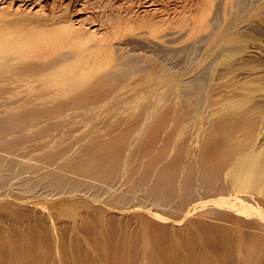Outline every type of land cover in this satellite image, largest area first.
<instances>
[{
	"label": "bare ground",
	"instance_id": "1",
	"mask_svg": "<svg viewBox=\"0 0 264 264\" xmlns=\"http://www.w3.org/2000/svg\"><path fill=\"white\" fill-rule=\"evenodd\" d=\"M226 1L216 39L178 73L155 60L126 67L100 38L87 47L66 21L0 12V264H264V215L239 209L238 198L264 206V94H235L248 88L239 82L222 92L227 84L211 80L237 71L233 57L250 40L242 33L254 14ZM212 2L193 33H212ZM131 21L127 33L142 27ZM151 26L143 33L154 46L182 30L158 35L161 24ZM38 191L53 199L23 197ZM139 194L171 212L207 200L180 226L123 205Z\"/></svg>",
	"mask_w": 264,
	"mask_h": 264
},
{
	"label": "rangeland",
	"instance_id": "2",
	"mask_svg": "<svg viewBox=\"0 0 264 264\" xmlns=\"http://www.w3.org/2000/svg\"><path fill=\"white\" fill-rule=\"evenodd\" d=\"M23 1L0 0V12L8 14L9 15L8 18L16 21L35 20L43 24L49 22L50 18H54V19L56 18L55 19L56 22L63 23L66 21L67 23H69V25L72 28L81 31L79 34H77L78 37L77 39H79L80 37L84 38L83 41L87 47L93 45L95 43V40L100 38L102 40L101 43L107 45L111 49L112 53H114L118 58L122 59L123 61L129 62L128 63L129 65L128 64L125 65L126 67H131V65H133L134 67H140L142 69L147 67L146 69H149L150 67L153 66L150 61L155 60L156 64L160 65L161 67H165L175 73L184 71L189 65L195 62L194 60L197 61V59H199V57L202 56V54L205 51L204 49H206V47L213 40L216 39V34L219 32V30L222 28L225 21L227 20L226 17L227 15H229L228 14L229 12H227L228 9L226 7H230L229 5H227L228 3L226 0H218V1L213 0L214 2H212V6L210 10H208L206 16V20L210 24V29L212 30V33L209 29L208 35L210 33L211 34L209 36L206 35L203 36L204 32L202 31L199 32V34H197L196 31L193 33V29H196V26L193 25L197 21L196 19H199L201 13L202 12L204 13V11L202 10L204 9L206 0H201L202 6L198 4L200 0L197 1L196 0H146L147 3L145 4H144L145 0H34V1L23 0ZM221 2H224L223 3L224 6L221 4ZM235 2L237 3L244 2L243 3L245 8L244 17L254 14L253 18L250 21L251 24L245 27L247 28V30L244 28L245 30L243 29L244 32L242 33V35H249L250 37L249 41L246 40V52H244V55L245 53H248L247 50L250 51L251 53L250 55H248V57L247 56L243 57L244 56L243 52L237 49L236 50L237 53H235V56L234 57L232 56L233 62L236 60V58H241L239 60L240 65L239 64L235 65L237 66V71L234 72L233 74L229 73L227 75L225 74L221 75L220 80H216L217 75L212 76L211 80L212 82H216V83L221 82L223 85L227 84L225 88H227L228 84H234L237 82L246 84L248 86L247 89L236 91L235 94H264V0H241V1L230 0V5L235 6L236 5ZM5 3L6 5H4ZM216 3L217 5H215ZM20 4L23 5L21 6ZM196 4H198V6ZM220 4L221 6H223V8L220 6ZM25 5L28 6L26 7ZM33 5L34 7H32ZM208 5L211 4L209 3ZM5 6L6 8H8V10L5 9ZM20 6L22 8H20ZM38 6L40 7V10L36 12V10L39 9ZM196 6L197 7L200 6L199 7L200 9L197 8ZM41 8L45 11H43ZM220 8L222 9L225 8L226 10L222 11V9ZM248 8L249 9L254 8L253 9L254 12L253 10H248ZM196 10L200 12L198 13L196 12ZM220 10L221 12L219 14ZM246 10L249 11V13ZM62 11L63 13H60ZM250 11L252 12L250 13ZM194 12L198 14L196 15ZM192 13H194L193 17H192ZM215 15H217L218 17ZM127 18H129V20H127ZM131 20L133 21V24L140 23L142 27L136 28V30H134L133 32L127 33V31L124 30L126 29L128 23ZM126 21L128 22L125 25L124 23ZM140 21H142V23ZM156 22L157 24L158 23L161 24L160 29L158 30L157 33L158 35H163L167 31H170V29L178 32L180 28H182V30H180L182 33L179 32L178 35L173 36L172 39H169V41L168 39H162L163 41L160 40L159 42L160 44L158 43L156 44L157 46L156 45L154 46L150 44L148 41H146V39H150L151 37H153L150 34L146 35L147 30L148 31L150 30L147 29L146 27L149 26L148 28H150L151 24L152 26L154 24L157 25ZM167 22L171 24L169 23L167 24ZM256 22L258 25L256 24ZM122 23L124 26L122 25ZM164 23L165 25L167 24L168 27L167 25L166 27H164ZM189 28L191 30H189ZM187 29L189 31H187ZM137 31H140L142 33L144 31L146 33H143L144 35L141 34V37L138 36L139 38L137 37L132 39L131 37H128ZM201 36L202 38H200ZM199 38L202 40H199ZM204 38L206 40L203 42ZM86 39L87 42H85ZM67 50L70 51V49L68 48ZM87 51L89 52L91 50L87 49ZM232 57L230 58V60L232 59ZM225 65L226 64H220V62H218L215 65L214 69L217 71V73L222 72ZM250 87H254V90L249 91ZM225 91L226 92L229 91V88L222 90V92ZM212 94H219V92L213 91ZM30 164H36V161H31ZM15 188L18 189V185H16ZM38 192L33 195L25 194L23 195V197L25 198L32 197L35 199V202L45 205L46 203H49L53 199L51 194L48 195L44 191H38ZM140 196L141 194L137 195V197H135V199L130 204L124 203L123 205L127 207L139 208L145 211V213L149 215H156L158 216V218L166 220L168 222L182 221L180 226H184L188 224L189 221L188 218L185 219L183 218L184 213L186 211L192 208L194 204L197 205L201 203L204 204L205 201L207 200V199H198L187 204L185 207L179 209L178 211L171 212L170 210H168V208L164 206L142 202ZM223 197L228 201L237 204L233 200L235 198L234 194L225 195ZM238 198L241 205L239 209L250 208V211L253 212L257 211L264 215V206L260 201H257L255 198L252 197L245 198V197H240L239 195ZM100 204L108 209V207L104 203H100ZM205 210L207 209L200 208L193 215L195 216L197 213H199L198 215L201 214L203 215ZM47 219L49 220V222L53 227L56 226L53 216H49V218Z\"/></svg>",
	"mask_w": 264,
	"mask_h": 264
}]
</instances>
